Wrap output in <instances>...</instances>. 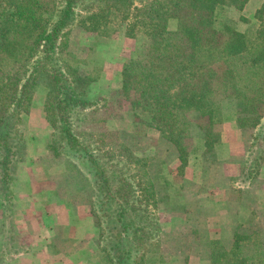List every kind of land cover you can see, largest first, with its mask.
Wrapping results in <instances>:
<instances>
[{
	"label": "rangeland",
	"instance_id": "obj_1",
	"mask_svg": "<svg viewBox=\"0 0 264 264\" xmlns=\"http://www.w3.org/2000/svg\"><path fill=\"white\" fill-rule=\"evenodd\" d=\"M163 1H79L61 56L68 65L64 71L77 70L88 86L79 84L77 91L60 92L61 84L41 73L31 87V102L19 119L8 124V143L16 157L5 170L0 165V264H30V252L42 253L49 259L47 264H68L76 236L78 264H115L103 250L108 242L101 237L112 238L113 243L118 239L101 231L96 217L104 229L121 232L115 221L119 207H127L125 221L134 224L130 236L137 241L130 238L129 246L131 251L141 247L138 264H264V104L252 111L226 94L215 109L214 124L194 108L185 110L181 115L189 121L188 137L175 143L153 120V107H147L143 98L141 104L134 90L128 96L122 92L126 66L148 55L152 17L157 10L164 15L166 9L158 5ZM151 4L157 7L150 8ZM64 9L65 0H42L38 11L44 13L46 32L50 34L59 23ZM6 18H16L15 8L8 0H0V22L6 23ZM167 25L169 32L179 29L177 19ZM213 27L220 33L242 34L251 55L263 54L264 0L223 1L215 8ZM12 35L13 29L3 25L0 46L18 41ZM41 51L36 47L25 62L27 55L20 50L4 60L0 56V127L13 109V84L22 85L35 61L43 57ZM51 61L50 67L56 58ZM24 66L23 74L16 72ZM246 72L240 70L237 78L244 97L250 93ZM251 83L260 89L264 71L251 77ZM55 96L65 100L66 128L91 144L108 164L110 182L119 169L109 166L118 161L121 167L133 168L127 176L138 174L137 180L143 182L135 191L143 197L139 203L116 200L102 208L86 161L78 157L75 146L62 145L67 129L62 124L54 128L48 119V103L58 104L53 102ZM72 96L77 103L71 104ZM117 188L118 183L112 184V190ZM61 208H65L66 224L56 225ZM102 211L111 216L104 217ZM70 218L73 223L67 225ZM155 219L159 231L144 232ZM37 236L44 241L36 242Z\"/></svg>",
	"mask_w": 264,
	"mask_h": 264
},
{
	"label": "trees",
	"instance_id": "obj_2",
	"mask_svg": "<svg viewBox=\"0 0 264 264\" xmlns=\"http://www.w3.org/2000/svg\"><path fill=\"white\" fill-rule=\"evenodd\" d=\"M8 1L15 8L16 18H6V23L0 22V30L3 25L11 27L13 29L12 36L17 35L18 37L15 38L18 41L13 39V41H6L0 46V56L3 57L1 60H4L5 56H15L16 52L20 50L27 55L23 62L29 61L32 58L31 54L36 51L38 46L43 49L41 51L43 57L35 61V65L32 66L22 85L13 84L12 92L16 95L11 99L14 101L13 109L4 116L3 122L5 123L0 127V154L3 158L0 165L3 170L9 167L16 157V154L10 151V143H8V138L11 135L8 124L19 119L22 110L28 106V102H31L32 95L29 98L31 87L36 86L41 73L53 76L61 84L60 92L61 90L77 91L79 84L88 86L84 79L78 76L77 70H71L68 73L64 71V67L68 68V65L61 56L64 54L62 48L65 45L66 35L75 23V10L81 0H65V9L61 11L60 21L53 26L50 34L45 31L43 11L41 13L38 11L42 7V0ZM114 1L121 4V1L125 3L127 0ZM223 1L225 0H164L163 3H158V5L162 4L161 7L166 11L163 16L159 14L160 10L154 11L152 20L155 23L151 33L153 43L148 50V55L140 61L132 62L124 69L123 94L128 96L129 91L134 90V93L139 96L141 104L144 100L147 102V107L148 105L153 107V120L159 122L158 126L162 133L169 135L175 143L188 137L189 121L184 120L181 115L186 113L185 110L194 108L200 116L207 118L208 123L214 124L216 122L215 109L226 94L246 104L245 106H248L252 111L256 110L260 104H264V83L260 89H254L251 83V77L260 70L264 71V53L251 55V48L248 47L246 38L242 34L230 30L220 33L213 27L215 8ZM232 1L245 2L247 0ZM32 6L36 10L32 9ZM153 7H157V5L151 4L150 8ZM170 19L178 20V31L169 32L167 24ZM20 36L22 38L19 40ZM38 43L40 44L38 45ZM22 46H25L24 49H21ZM55 58V65L50 67V63L53 62L51 59ZM24 69L25 66L22 69H17L16 72L23 74ZM240 70L247 71L244 74L250 93L245 97L241 95L237 79L241 74ZM15 77L21 79L18 74ZM54 92L50 94V98ZM64 101L55 96L53 102L58 103L57 106L53 107L50 103L47 105L48 119L54 128L57 124H62V128L69 125V118L66 116V109L63 106ZM77 102L78 100L72 96L71 104ZM177 108H181V110L177 112ZM66 129L67 132L64 131L65 134L61 139L62 145L64 148L70 147L71 149L75 146L78 157L86 161L102 198V208L111 201L129 199L135 201L134 203H139L140 199H143L142 195H137L135 192L143 183L142 180H137L138 174L131 177L126 175L131 172L132 167H126L128 165L121 167L122 161H118V165L109 166L119 169L116 171L119 172L118 177L110 182L106 175L108 164L103 161V158L96 155V150L91 148V144L83 143L79 134L76 138L77 134H74L71 128ZM208 146L211 147V144L208 143ZM183 155L185 153L182 151ZM117 183L119 188L112 190V184ZM124 186L129 187V190L124 189ZM125 210L127 207L117 209L118 215L115 221L122 227V231L117 233L110 227L104 229L99 217H96L100 230H105L109 236L118 239V242L113 243L112 238L102 236V242H108L103 245V250L115 264H138L141 247L134 246L137 251L130 250L131 241L129 240L132 238L130 233L135 227L133 223L125 221ZM102 212H104V217L111 216L109 212ZM156 222V219L154 223L149 222L146 226L149 228L148 231H143L151 234L156 230L158 232L159 225ZM146 227L144 226L143 229ZM143 231L140 233L145 234ZM239 244L240 240L237 239L236 245Z\"/></svg>",
	"mask_w": 264,
	"mask_h": 264
},
{
	"label": "crops",
	"instance_id": "obj_3",
	"mask_svg": "<svg viewBox=\"0 0 264 264\" xmlns=\"http://www.w3.org/2000/svg\"><path fill=\"white\" fill-rule=\"evenodd\" d=\"M60 211L62 212V216L60 217V219L58 220V223L56 225L66 224V221L64 218L65 208H61ZM87 221L91 222L89 219ZM67 222H68L67 225H70L73 223L71 218ZM77 222H78V220H77ZM90 230L93 232V228H90ZM36 235H37V233H36ZM34 239H35V236H34ZM37 239L38 240L36 242H38V243L41 241H44L43 239H39L38 236H37ZM93 241H95V240H93ZM71 245H72V247L70 248V251H68V254H69L68 257H69V260H71L72 262H70L68 264H78V257L76 258V254H78V251L75 249V248L78 249V236H76V239L74 241H71ZM96 246H97L96 249L98 250L99 249V242H96ZM42 251H43V249H42ZM27 257L31 261L30 264H47V261L49 260V259H46L45 257H43L42 253L35 254V253L30 252L29 254H27ZM52 262H54V261H52ZM16 264H20L19 261Z\"/></svg>",
	"mask_w": 264,
	"mask_h": 264
}]
</instances>
